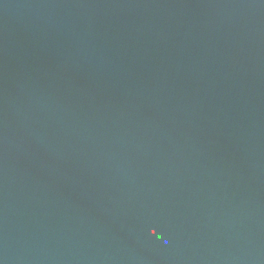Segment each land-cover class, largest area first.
I'll use <instances>...</instances> for the list:
<instances>
[{
  "label": "water",
  "instance_id": "water-1",
  "mask_svg": "<svg viewBox=\"0 0 264 264\" xmlns=\"http://www.w3.org/2000/svg\"><path fill=\"white\" fill-rule=\"evenodd\" d=\"M0 264H264V0H0Z\"/></svg>",
  "mask_w": 264,
  "mask_h": 264
}]
</instances>
